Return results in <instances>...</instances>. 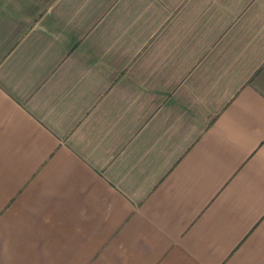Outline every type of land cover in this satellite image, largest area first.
<instances>
[{
	"label": "crops",
	"instance_id": "0c3cea01",
	"mask_svg": "<svg viewBox=\"0 0 264 264\" xmlns=\"http://www.w3.org/2000/svg\"><path fill=\"white\" fill-rule=\"evenodd\" d=\"M0 264H264V0H0Z\"/></svg>",
	"mask_w": 264,
	"mask_h": 264
}]
</instances>
